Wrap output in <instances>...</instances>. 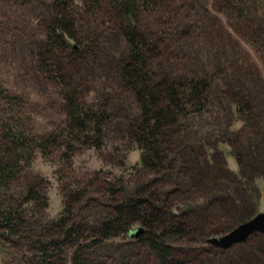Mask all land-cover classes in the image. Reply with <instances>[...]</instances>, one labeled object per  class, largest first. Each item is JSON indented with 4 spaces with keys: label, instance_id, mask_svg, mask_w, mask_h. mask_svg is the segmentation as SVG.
I'll use <instances>...</instances> for the list:
<instances>
[{
    "label": "rangeland",
    "instance_id": "374dc122",
    "mask_svg": "<svg viewBox=\"0 0 264 264\" xmlns=\"http://www.w3.org/2000/svg\"><path fill=\"white\" fill-rule=\"evenodd\" d=\"M49 4L0 0V89L21 104L22 126L38 140L57 138L66 119L60 89L36 62ZM77 28L89 54L78 93L86 106L106 108L103 146L97 151L76 147L68 158L59 148L35 152L18 180L0 194V208H20L21 195L31 187L46 203L26 219L36 235L59 218L86 225L105 222L116 203L147 191L157 196L166 221H175L172 231H182L166 243L182 264H264L260 238L227 251L207 244L264 213V0H182L143 16L142 30L161 43L156 65L164 73L204 76L211 83L206 112L181 128L170 168L161 176L142 170L140 151L128 142L139 110L114 72L127 55L124 40L111 22L82 17ZM237 92L249 104L246 116L237 114L229 98ZM17 106L9 107L0 97V125L5 112ZM136 230L147 235L140 225L130 232ZM129 233L97 248L94 259L156 264L144 243L150 237L129 240ZM19 244L0 239V264H25Z\"/></svg>",
    "mask_w": 264,
    "mask_h": 264
},
{
    "label": "trees",
    "instance_id": "16d2710c",
    "mask_svg": "<svg viewBox=\"0 0 264 264\" xmlns=\"http://www.w3.org/2000/svg\"><path fill=\"white\" fill-rule=\"evenodd\" d=\"M177 1L182 0H50V17L36 62L38 71L60 89L64 128L57 138H32L22 126L18 113L21 104L16 98L8 99L0 89L6 105H18V111L5 112L1 120L0 194L18 180L35 152L45 154L51 147L59 148L68 158L76 147L97 151L103 146V130L109 121L106 108L86 106L78 93L83 81L81 67L89 57L86 40L77 34V19L82 17L109 25L111 22L124 40L127 55L116 64L114 72L118 84L132 95L139 110L131 123L128 142L140 151L142 170L156 176L169 170L181 128L206 112L211 90L207 77H171L164 73L156 65L161 59V43L141 28L143 16ZM70 41L76 50L71 49ZM229 98L237 114L246 116L249 104L242 93H232ZM21 196L20 208H0V239L16 247L22 244L25 264H100L92 253L106 242L125 237L134 225L147 230L150 239L144 243L156 264H182L166 245L179 238L182 231H172L175 221H166L167 213L151 192L116 203L111 216L97 225L59 218L48 231L36 235L26 219L29 212H39L46 203L31 187ZM251 238L264 241L260 235Z\"/></svg>",
    "mask_w": 264,
    "mask_h": 264
},
{
    "label": "water",
    "instance_id": "95a60500",
    "mask_svg": "<svg viewBox=\"0 0 264 264\" xmlns=\"http://www.w3.org/2000/svg\"><path fill=\"white\" fill-rule=\"evenodd\" d=\"M76 50V46H71ZM144 233V230H136L129 233V240H137ZM261 235L264 238V213L258 214L250 221L238 226L225 236L218 239H210L207 244L215 249L227 251L235 246L244 244L253 235Z\"/></svg>",
    "mask_w": 264,
    "mask_h": 264
}]
</instances>
